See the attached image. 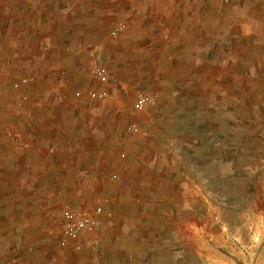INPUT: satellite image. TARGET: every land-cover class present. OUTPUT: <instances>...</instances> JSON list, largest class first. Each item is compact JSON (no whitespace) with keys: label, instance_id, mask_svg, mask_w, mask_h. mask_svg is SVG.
Returning <instances> with one entry per match:
<instances>
[{"label":"crops","instance_id":"crops-1","mask_svg":"<svg viewBox=\"0 0 264 264\" xmlns=\"http://www.w3.org/2000/svg\"><path fill=\"white\" fill-rule=\"evenodd\" d=\"M196 1L203 0H44V26L52 28L48 32L94 34L123 22L122 32L130 31L128 42L134 43L129 47L160 50L150 64L199 65L200 72L193 74L201 79L234 81L228 126L232 138L224 147L231 144L238 170L233 206L239 219H225L224 201L218 199L223 194L209 187L215 177L209 163L223 161L226 149L211 153L208 139H202L206 131L190 137L188 122L170 121L167 134L164 125L159 129L155 113L165 118L166 106L135 118V90L121 92L108 75L105 82L95 78V89L106 92V98L93 99L87 92L84 96L111 102L103 133H94L81 117L76 122L44 119L32 127L35 135L24 149L7 147L9 158L0 176L11 180L0 185V264L12 258V264H44L43 220H61L59 209L65 204L112 212L111 217L103 215L98 229L72 238L63 248V256L75 264H254L264 259V180L258 188L242 178L253 176L264 161V0H230L227 7L219 0H204L195 9ZM49 15L70 19L46 21ZM241 16L245 23L238 20ZM230 22L236 37L245 35L239 41L244 49L247 45L250 63L258 69L248 106L240 97L241 73L235 68L240 44L225 35ZM225 52L233 55L225 57ZM145 92L160 95L154 88ZM132 124L138 132L130 131ZM208 125L206 121L202 128ZM18 178L24 183L17 184ZM94 187L102 191L95 201L77 195L63 198Z\"/></svg>","mask_w":264,"mask_h":264},{"label":"rangeland","instance_id":"rangeland-1","mask_svg":"<svg viewBox=\"0 0 264 264\" xmlns=\"http://www.w3.org/2000/svg\"><path fill=\"white\" fill-rule=\"evenodd\" d=\"M193 3L192 7L196 9L199 3L206 4V1ZM208 3L216 4V1ZM220 3L227 7L230 0H219ZM61 18L49 15L46 21L56 22V19ZM62 19L68 21L70 18L66 16ZM238 20L240 23H245L243 16L238 17ZM110 26H107L104 32L94 34H73L70 31L48 32L46 30L52 28L49 25L44 26V0H0V167L7 165L6 159L9 158L7 147L10 146L13 151L24 149L30 137L35 135L32 127L38 126L44 122V119L47 122L63 121V119L76 122L78 119L81 120L79 118L81 117L86 121L87 126H91L94 133H103L105 110L111 106V102L93 101L84 97L88 90L96 88L97 81L92 75L91 66L98 64L106 68L113 84L125 94L129 95L135 90L137 95L152 88L160 91L158 102L152 105L153 107L148 106L142 111L135 112L134 115H137L135 118L146 113L145 110H151L149 113L151 115L153 111L155 112V108L157 110L159 106H166L165 118L159 112L155 113V125L159 129L161 124L164 125L166 128L163 131L167 134L170 121L188 122L190 137H197L200 132L206 131L207 135L202 139H208L211 153L220 148L221 152H225L223 149H226L229 156L224 155L223 161L209 163V171L215 176L209 187L218 190L220 195L223 194L218 199L220 202L224 201L222 206L225 208V219L238 220L233 205L236 204L234 190L240 184V180L237 178L236 162L232 161L234 157L231 155L232 149L229 150L231 144L224 147V142L228 140L231 143L232 138L228 126L231 124V93L237 88L234 86L235 82L232 80L212 82L201 79L200 74H193L200 72L199 65L150 64L148 60L158 57L160 50L129 47L134 44L128 42L130 31L112 37ZM227 27L226 39L231 42L239 41L240 37L245 36L241 32L240 37H236L231 22L227 23ZM238 44L241 45L237 48L240 56L235 60L239 61L240 58V61L239 66L236 65L235 68L239 67L238 72L241 73V80L238 82L239 94L248 106L251 92L256 86L255 83H258L254 75L258 69L250 63L247 45L244 49L242 40ZM192 53L201 55L202 52L193 50ZM232 55V52H225L224 56ZM231 69V66H228V70ZM260 69H263V65ZM174 70L177 72H173ZM118 84H122L123 88ZM78 92L81 95H78ZM235 93H238V90ZM222 98L224 104L221 103ZM216 102L219 104L218 108ZM133 121L139 124L142 122L139 119ZM206 121L209 124L208 128H202ZM142 125L145 126V123ZM7 130H12L21 139V144H15L8 136ZM156 138L160 139V135ZM165 151V148H162L161 153ZM252 174L253 176L242 178L245 184L250 183L259 188L264 180V161L259 162L256 172ZM18 179L17 184L24 183V180ZM9 180L11 178L0 176V185H8ZM85 191L86 188L78 194L65 192L63 198L77 195L80 198H93L95 201L102 194L101 188L94 187L92 191ZM103 196L105 197V193ZM223 196L224 200L221 199ZM105 200L104 202L108 201ZM56 206H60V203ZM103 215L111 217L112 212L104 210L102 217ZM43 221L44 264H75L70 262L67 256H63V248L58 244L57 230L61 226V221L57 219ZM28 249L33 251L34 247ZM96 255L100 256L99 249ZM244 261L246 264L250 263L249 260ZM252 263L264 264V259L253 260ZM77 264H81L80 260Z\"/></svg>","mask_w":264,"mask_h":264},{"label":"built area","instance_id":"built-area-1","mask_svg":"<svg viewBox=\"0 0 264 264\" xmlns=\"http://www.w3.org/2000/svg\"><path fill=\"white\" fill-rule=\"evenodd\" d=\"M123 22H118L110 29V36L116 37L123 30H125ZM92 75L95 78L105 82L108 79V72L102 65L92 64ZM88 97L93 99H104L108 96L106 92L96 89H90L87 92ZM158 102V96L156 94H150L146 92H140L135 98V108L142 111L148 106L155 105ZM130 131L138 132L139 127L136 124L129 126ZM8 136L14 140L15 144H21V139L16 136L12 130H7ZM107 201V199L105 200ZM104 210L102 207H96L91 211L75 208L72 205L65 204L60 209L61 226L57 230V240L60 247L67 246L72 238L81 236L91 230H96L100 223ZM81 246L76 245V249H80ZM16 259L12 258L8 264H12Z\"/></svg>","mask_w":264,"mask_h":264}]
</instances>
